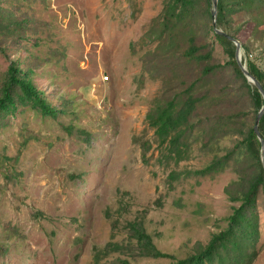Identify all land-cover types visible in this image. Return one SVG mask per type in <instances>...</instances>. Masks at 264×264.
I'll return each instance as SVG.
<instances>
[{
  "label": "rangeland",
  "instance_id": "obj_1",
  "mask_svg": "<svg viewBox=\"0 0 264 264\" xmlns=\"http://www.w3.org/2000/svg\"><path fill=\"white\" fill-rule=\"evenodd\" d=\"M166 1L0 0L32 21L20 38L17 22L0 28V42L6 40L0 97L13 64L34 62L37 87L59 110L57 119L46 117L20 102L0 119V264H96L95 246L104 248L113 234L123 242L126 224L135 219L144 220L163 252L187 257L230 225L243 203L237 198L259 169L248 154H229L247 129L236 128L242 118L234 112L255 124L253 85L229 63L213 3L209 9L206 0H195L187 27L175 31L186 45L183 31L192 29L187 36L204 44L203 52L214 49L223 66L204 75L206 62L187 60L180 47L172 54L163 48L159 56L167 36L159 24ZM251 17L231 14L219 24L229 31L241 25L243 58L247 44L249 57L264 69V32L256 35L254 24H245ZM193 81L199 83L195 96L205 98L192 118L195 130L169 150L161 146L150 112ZM222 111L231 116L225 123L218 120ZM212 162L219 163L204 171ZM252 195L235 236L257 252L251 264H264V184ZM119 257L133 264L172 263L128 254L102 263Z\"/></svg>",
  "mask_w": 264,
  "mask_h": 264
},
{
  "label": "trees",
  "instance_id": "obj_2",
  "mask_svg": "<svg viewBox=\"0 0 264 264\" xmlns=\"http://www.w3.org/2000/svg\"><path fill=\"white\" fill-rule=\"evenodd\" d=\"M206 3H208L209 9H211L212 0H206ZM193 4H195V0L166 1L164 12L160 16L159 24H163V31H165V36L167 33V36L164 46L158 49V55L162 56L160 50L163 48L164 53L168 51L169 54H172L175 52V47H180L183 49V54H185L187 60H201L206 62L204 75H209L217 68L219 69L223 66L215 60L214 49L203 52L202 50L205 48L204 44L199 46L195 37L187 36L190 33L194 34L192 29L183 31V33L186 34V37H184V35L182 36L186 43V45H183L179 43V34L175 31L177 25L182 29H184L185 26L187 27L188 24L186 23L192 14L191 10L194 8ZM241 12H249L252 15V19L248 20L245 24H254L256 35L264 32V0H220L219 22L224 23L231 14L235 15ZM21 18L23 19H20L16 13L9 12L0 2L1 29L7 28L4 23L9 24L17 22L19 24L17 33L20 34L19 38L23 37L20 31H22L23 27H28L32 21L24 16ZM240 26L241 25H239V28L235 29V31L225 30L240 39L243 43H246L242 38L244 29ZM217 37L225 46L226 51L231 57L229 63L247 82V78L236 58L238 50L237 44L226 35L217 33ZM5 41L2 40V43H6ZM2 43L0 42V48L5 51ZM245 47V53L247 52L245 56L247 58L245 57L244 60H246L250 72L264 85V69L249 57L251 51L250 46L245 44ZM213 60H215L214 63H212ZM23 64L28 68H23ZM35 68L34 62L28 63L21 60L13 64L10 69L9 78L2 89L3 94L0 97V119L15 112L20 102L31 105L46 117L58 118V108L49 103L45 92L41 91L35 83L34 77L37 75ZM167 78L169 79L170 76ZM198 84V81H193L191 83L184 82V85H186L185 88L179 92H175L168 100L160 102L161 104H159L158 108L150 112V118H153L152 124L157 128L156 132L159 136L161 146H166V148L170 150L171 147L177 146L181 142L185 143V139H189L190 135L195 130V124H193L192 118L198 105L205 100L203 96H195ZM200 89L201 86H199L198 91ZM249 89L252 93L256 111L259 112L264 104V98L256 86L253 87L249 85ZM226 116L228 119L231 118L230 115L222 111L218 116L219 122L225 123L224 119H226ZM234 116L235 118H242L240 126L236 128H240L239 130L247 129L242 141H239L235 145L236 148L230 150L229 154L231 157L237 153H242L244 155L248 154L257 161L259 169L253 174L252 181L246 193L244 192L243 196L237 198L243 200V203H241L240 207H235L233 213L230 215V225L214 234L211 241L207 245L202 246L200 250L195 251L187 257L180 258L174 254L171 255L163 252L155 243L153 236L148 232L144 220L135 219L126 224V238L123 242L115 241L116 235L113 234L111 241L108 242L104 248L95 246L94 259L96 264H133L129 259H123L121 257L113 263H102L104 258L110 257L112 254H128L131 257L137 258H169L172 260L171 264H215L217 260L220 261V264H251L253 262L257 256V252L255 249L251 252L248 248L249 245L246 244L243 239L238 240L236 238L235 229L240 222L243 223L244 220H246L242 218L246 217L244 214L245 208L248 207L247 203H250L253 198V191H255L260 184H264V166L261 160L262 145L254 130L255 124L248 125L246 123V117L240 115L238 112H234ZM235 123L237 122L235 121ZM260 130L264 136V116L260 122ZM240 148H242L241 151L239 150ZM217 164L212 162L210 165L204 167V171L216 167ZM108 216L111 217L109 214ZM120 225L119 221H115L113 223V230L119 229ZM4 247V244L0 241V254L5 249Z\"/></svg>",
  "mask_w": 264,
  "mask_h": 264
},
{
  "label": "water",
  "instance_id": "obj_3",
  "mask_svg": "<svg viewBox=\"0 0 264 264\" xmlns=\"http://www.w3.org/2000/svg\"><path fill=\"white\" fill-rule=\"evenodd\" d=\"M212 3H213V15H214V24H215L216 31L220 34L226 35L227 37L232 39L237 44L238 50H237L236 58H237L238 64L241 67V69H242L244 75L246 76V78L248 79V81L250 83H252L253 86H256L259 89V91L261 92V94L264 98V85L258 80V78L253 73L250 72V70L248 68V64H247L246 60H244V58H243V54H244L243 53V50H244L243 42L240 39H238L237 37L228 33L222 27H220V24H219L220 0H212ZM263 116H264V104L257 114L255 125H254V130H255L259 140L261 141V145H262V147H261V160H262V164L264 166V136L260 130V122H261V119Z\"/></svg>",
  "mask_w": 264,
  "mask_h": 264
}]
</instances>
